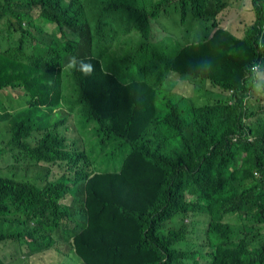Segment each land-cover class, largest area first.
Instances as JSON below:
<instances>
[{
  "label": "trees",
  "instance_id": "16d2710c",
  "mask_svg": "<svg viewBox=\"0 0 264 264\" xmlns=\"http://www.w3.org/2000/svg\"><path fill=\"white\" fill-rule=\"evenodd\" d=\"M169 2L0 0V29L19 34L13 45L0 37V102L26 95L34 111L49 107L36 122L26 113L16 118L11 144L0 149L22 145L48 170L31 177V162L21 170L0 163V246L17 241L31 256L66 240L76 264H264V119L258 112L244 121L247 96L264 93L255 70L264 71V0H254L257 20L245 38L214 21L231 0H176L182 23L192 15L204 22L201 52L199 44L171 52L172 40L150 41L151 21ZM126 23L125 34L138 31L141 41L110 56L113 24ZM71 57L94 66L88 76L70 69L75 101L63 90ZM212 65L221 67L206 81ZM172 74L233 90L232 103L221 96L197 106L165 86ZM133 77L140 78L125 84ZM80 105L85 127L97 123L99 153L114 160V171H97L93 155L60 132L78 133ZM58 111L64 116L51 126L49 114ZM36 131L44 139L29 153ZM55 171L62 176L51 180ZM197 233L202 242L192 246ZM0 256V264L12 263Z\"/></svg>",
  "mask_w": 264,
  "mask_h": 264
},
{
  "label": "rangeland",
  "instance_id": "374dc122",
  "mask_svg": "<svg viewBox=\"0 0 264 264\" xmlns=\"http://www.w3.org/2000/svg\"><path fill=\"white\" fill-rule=\"evenodd\" d=\"M94 1V0H93ZM109 1V0H105ZM162 0H143V3L146 7L150 8L154 3H158ZM178 2V1H177ZM176 0H170L169 3L164 5L163 9L167 10L166 22H162V20L157 17L151 21V35L150 41L153 43V40H156L157 35L162 36L163 30H165V35L169 36L172 40L170 45L171 52H176L182 46H190V41H196V39H200V35L205 33V27L203 20H195V17L188 16L186 21L182 23L181 13L178 9ZM233 7H228L221 15H218L217 19L214 20L219 25L228 29L230 33L237 36L238 38H245L250 33L251 28L255 25L257 20V12L253 10L254 0H231ZM52 24L48 25L45 28L48 33L53 34L55 28L50 27ZM56 26V25H54ZM94 26V25H93ZM115 27L114 31H111L107 40H111L113 42L114 48L118 53L123 52H131V48L135 47L141 41V35L138 31H134L130 36L125 34L126 29L131 27L130 23L123 24L121 26H117L113 24ZM32 33L39 37L38 31L36 28H32ZM0 37L2 38L3 45H13L16 44L19 39V34L10 33L8 30L0 29ZM70 38H72L70 36ZM220 65H212L208 66V70L204 73L205 80L211 81L207 75H211L213 77V72L215 68H220ZM257 72L258 78V88H264V71L261 70V67L255 68ZM218 75L215 72V76ZM140 77H133L130 81L125 84L134 83L135 79ZM178 80H187L193 84V92H183L177 91L175 89L176 82ZM198 80V78H194L192 76L183 75L177 76L172 74L170 79L165 82V86L169 87L173 90V94L181 95L185 97H189L192 99L195 105L201 106L206 104L207 102H212L215 99L223 98L228 103H232L231 99L227 97L234 93L233 90L224 91L220 87H214L211 83L206 84V82H202ZM144 85L143 83H140ZM63 90L64 95L70 99L71 101H75L78 97L79 91L78 87L72 77V73L70 68L66 65L63 71ZM18 93V90L15 91ZM132 96L135 97V94L132 93ZM1 97V94H0ZM30 97L26 95H22L19 99H14L12 94L6 97V101L4 103L0 102V142L3 141V144H0V149L6 147L11 144V129L13 126V122L17 118L18 121L24 120V113L27 114V118H31L34 122L38 120V117L42 114L47 113L48 108L41 107L38 111H34L33 108L30 107ZM246 108L244 109L247 113L245 116V123H249L253 120H256L257 113H260V116L264 119V93L262 96H258L257 94H249L246 98ZM83 110V106H77L76 112L74 116L80 118V126L78 127V133L75 136H72L69 132L66 134L65 128H61L60 132L65 134L70 142H79L80 149L85 150L88 155H93L94 158V166L97 171L101 173H106L108 171L114 170V160L111 158H105L99 153V139L96 137V128L97 123L91 122L85 127L84 117L81 112ZM261 110V111H260ZM251 116V118L249 117ZM61 116H64V113L58 111L56 114H49L48 121L53 126L55 122H57ZM124 118V115H123ZM150 120L148 115L145 118L141 119L143 123H146ZM38 144L37 141H31V146L27 150V152L31 153L34 149V146ZM24 149L23 146L17 147L14 151H0V163L12 162L14 161L21 163L31 162L32 159L26 155V153H21L19 150ZM25 150V149H24ZM16 152H19L16 154ZM18 166V165H17ZM25 166L21 164L18 166V170H21ZM28 168H32L30 172V176L34 177L40 172L48 171L45 167L41 165H36L34 162L28 164ZM119 168V165H117ZM116 168V169H117ZM46 170V171H45ZM62 176L60 171H55L51 180H56ZM43 180V179H42ZM47 183L46 180H43ZM41 185H47L40 183ZM204 222V220H203ZM189 242L192 246L202 242L201 233L194 234L189 236ZM209 247H205L203 251L209 250ZM0 251L8 254L13 258L11 264H76L74 259L70 256L68 246L64 242V240H60L55 249H51L41 253H35L34 255L28 256V247L26 244H21L19 242L8 243L0 246ZM0 260L4 261L3 257L0 256ZM188 264H192V260L187 261Z\"/></svg>",
  "mask_w": 264,
  "mask_h": 264
},
{
  "label": "crops",
  "instance_id": "0c3cea01",
  "mask_svg": "<svg viewBox=\"0 0 264 264\" xmlns=\"http://www.w3.org/2000/svg\"><path fill=\"white\" fill-rule=\"evenodd\" d=\"M158 17L162 20V22H166V17H167V10L166 9H163L162 8V11L160 12V14L158 15ZM50 27H53V28H55V30L57 29V27L56 26H50ZM228 30V29H227ZM198 37H200V39H196V41H190V45H192V44H195V45H198L197 47H195V50L196 51H198V52H201V51H203V49L201 50V43L203 42V38H204V33L202 34V35H200V36H198ZM154 42H156V43H158L159 45H161L162 47L164 46V45H166L167 43H170V41H171V39H170V37L169 36H166L165 35V30H163V35L162 36H159V35H157V38H156V40H153ZM117 51L114 49V50H112V52H111V54H110V56H112L113 54H115ZM200 82V81H199ZM209 82H207L206 84H208ZM132 88H134V87H132ZM193 84L192 83H190L189 81H187V80H178L177 82H176V85H175V89L177 90V91H183V92H185V93H187V92H193ZM144 91V86H142L141 87V94H142V92ZM117 169H119V168H117ZM115 170V169H114ZM113 170V171H114ZM66 244H67V242H66V240L64 241ZM67 246H68V244H67ZM68 249H69V246H68Z\"/></svg>",
  "mask_w": 264,
  "mask_h": 264
},
{
  "label": "clouds",
  "instance_id": "9594fccd",
  "mask_svg": "<svg viewBox=\"0 0 264 264\" xmlns=\"http://www.w3.org/2000/svg\"><path fill=\"white\" fill-rule=\"evenodd\" d=\"M66 66L70 69L76 68L77 70L82 72L85 76L91 75L92 72L94 71V66L84 58L71 57ZM34 136H35L34 140L29 138L26 141L30 146H31V141H37L38 142L37 145H39V143L44 139V135L37 131L35 132Z\"/></svg>",
  "mask_w": 264,
  "mask_h": 264
},
{
  "label": "built area",
  "instance_id": "2783aa9c",
  "mask_svg": "<svg viewBox=\"0 0 264 264\" xmlns=\"http://www.w3.org/2000/svg\"><path fill=\"white\" fill-rule=\"evenodd\" d=\"M255 68H258V67H255Z\"/></svg>",
  "mask_w": 264,
  "mask_h": 264
}]
</instances>
